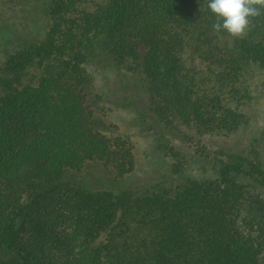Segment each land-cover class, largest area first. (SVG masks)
<instances>
[{
  "label": "trees",
  "instance_id": "1",
  "mask_svg": "<svg viewBox=\"0 0 264 264\" xmlns=\"http://www.w3.org/2000/svg\"><path fill=\"white\" fill-rule=\"evenodd\" d=\"M248 19L233 36L206 0H0V264H264L263 164L216 142L245 122L246 66L264 92V8ZM97 51L133 76L116 103L175 183L118 182L134 146L89 108Z\"/></svg>",
  "mask_w": 264,
  "mask_h": 264
},
{
  "label": "rangeland",
  "instance_id": "2",
  "mask_svg": "<svg viewBox=\"0 0 264 264\" xmlns=\"http://www.w3.org/2000/svg\"><path fill=\"white\" fill-rule=\"evenodd\" d=\"M5 39L6 36L0 38V50L4 47ZM87 70L92 78L90 94L87 98L89 108H93L94 116L101 122L98 128L107 134L127 137L134 146L135 168L118 182L141 190L161 182L175 183L177 181L175 178L178 177L170 174L166 165L168 160L153 154L152 133L143 132L134 125L133 108L116 103L121 99L125 100L127 93L131 92L133 76L113 64L100 51L92 56ZM243 78L250 94V99L244 108L245 122L236 132L219 138L216 142L243 155L257 154L264 167V92L261 88L263 74L256 66L250 65L244 68ZM202 167L206 169L203 170ZM189 172L194 176H210V169L206 163H193L190 169H187L188 174ZM78 175L86 177L85 180L94 185L102 183L100 178H112L102 165L96 163H86ZM262 196L264 198V193ZM63 225L66 231L70 232L71 228L68 224ZM53 256L57 262L61 260L56 252Z\"/></svg>",
  "mask_w": 264,
  "mask_h": 264
},
{
  "label": "clouds",
  "instance_id": "3",
  "mask_svg": "<svg viewBox=\"0 0 264 264\" xmlns=\"http://www.w3.org/2000/svg\"><path fill=\"white\" fill-rule=\"evenodd\" d=\"M207 8L216 16L213 28L241 36L249 24V17L259 16L264 0H206ZM259 5V7H257Z\"/></svg>",
  "mask_w": 264,
  "mask_h": 264
}]
</instances>
